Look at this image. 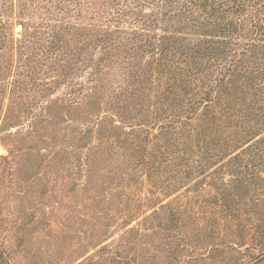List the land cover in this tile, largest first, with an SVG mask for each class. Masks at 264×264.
<instances>
[{
    "label": "rangeland",
    "instance_id": "rangeland-1",
    "mask_svg": "<svg viewBox=\"0 0 264 264\" xmlns=\"http://www.w3.org/2000/svg\"><path fill=\"white\" fill-rule=\"evenodd\" d=\"M4 2L13 45L1 66L10 82L21 79L24 51L14 43L27 1ZM93 16L81 8L69 18L82 30L67 34L64 57L39 54L53 67L42 66L38 87H7L0 95V264H264L262 162L253 170L255 185L242 186L219 165L194 181L171 183V162L142 161V152L157 154L160 122L120 101L119 76L134 71V60L107 62L90 80L91 64L82 59L87 44L95 63L101 56V45L86 35ZM203 118L186 130L196 149L223 132Z\"/></svg>",
    "mask_w": 264,
    "mask_h": 264
},
{
    "label": "trees",
    "instance_id": "trees-1",
    "mask_svg": "<svg viewBox=\"0 0 264 264\" xmlns=\"http://www.w3.org/2000/svg\"><path fill=\"white\" fill-rule=\"evenodd\" d=\"M26 1L19 12L27 18L20 24L23 34L14 43L24 51L22 70L16 74L21 79L9 82L1 58L13 45L10 8L0 0V95L7 87L18 92L40 85L36 80L41 71L46 73L43 67L52 69L53 64H43L39 54L54 57V62L56 51L64 57L67 34L82 30L69 18L78 17L84 8L95 20L86 35L101 45L96 63L88 50L91 44L85 47L82 59L95 76L90 80L96 81L107 62L134 60L128 64L134 71L119 76L120 101L141 116L145 111L147 122H160L157 154L142 152V161L148 157V163L171 162V183L194 181L219 165L218 170L233 173L232 182L255 185L253 170L260 161L264 165V0ZM202 114L208 128L223 132L218 142L203 140L196 149L186 130ZM193 155L195 161L188 157ZM224 156L222 165L217 159ZM244 251L254 255L249 248Z\"/></svg>",
    "mask_w": 264,
    "mask_h": 264
}]
</instances>
